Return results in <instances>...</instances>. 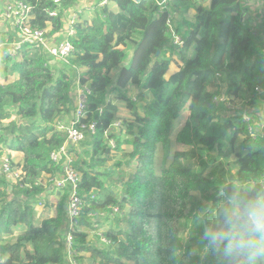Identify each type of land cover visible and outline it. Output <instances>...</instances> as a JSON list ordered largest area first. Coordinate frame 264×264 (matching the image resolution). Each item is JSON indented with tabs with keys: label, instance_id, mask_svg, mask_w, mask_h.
<instances>
[{
	"label": "trees",
	"instance_id": "trees-1",
	"mask_svg": "<svg viewBox=\"0 0 264 264\" xmlns=\"http://www.w3.org/2000/svg\"><path fill=\"white\" fill-rule=\"evenodd\" d=\"M22 1L31 6V26L42 29L49 22L54 33L63 28V10L79 0ZM114 3L116 10L105 5L92 20H76L69 37L74 51L61 68L25 46L8 58L5 76L17 77L0 83V143L23 153L25 177L13 187L10 201L0 205V264H68L67 192L59 195L54 216L36 224L34 204L42 189L34 182L52 171L49 154L65 139L56 122L74 110L72 66L90 89L85 120L94 124L90 148L74 162L85 201L77 225L91 228L98 213L119 208L113 214L116 224L103 233L109 247L92 246L80 229L74 232L76 254L90 253L100 264H191L194 245L191 236L179 235L183 224L194 225L209 203L214 209L217 192L254 187L264 178V136L249 134L241 111L228 117L218 113L219 107L240 105L252 110L253 120L260 110L264 115V18L255 22L245 0H168L164 11L157 0ZM52 9L57 16H50ZM171 62L178 70L166 77ZM129 86L137 88L139 108L128 98ZM110 98L131 110L133 120L124 123V132L114 129L118 108ZM184 110L187 117L174 132L173 121ZM119 151L136 165L116 193L105 183L111 176L108 162ZM227 156L234 173L213 164ZM0 185H5L3 196L7 183ZM118 222L126 226L118 228ZM20 223L24 229L15 241H6L4 234ZM198 228L191 227L190 234ZM199 250L196 264H214Z\"/></svg>",
	"mask_w": 264,
	"mask_h": 264
},
{
	"label": "built area",
	"instance_id": "built-area-1",
	"mask_svg": "<svg viewBox=\"0 0 264 264\" xmlns=\"http://www.w3.org/2000/svg\"><path fill=\"white\" fill-rule=\"evenodd\" d=\"M97 0H79L76 4V8L72 11L66 8L62 12V21L64 29L62 28L61 36H65L63 41H58L54 46H48L47 36L49 31L46 33L45 28H35L30 24L31 19V6L22 0L4 1L0 0V22L7 23L12 22L16 27L19 36L17 37V42L15 48L11 45H7L0 38V60L2 57H8L10 59L18 55L22 48H40L47 51L51 59L50 61L57 60L61 64L68 63V59L74 51V46L69 40V37L74 35L73 25L76 20L81 18L82 11L87 8L93 9L96 5L97 7H104L110 2L115 0H98V2L92 7L91 3ZM168 0H157V4L160 6V10L164 11L168 9ZM55 4H59V0H54ZM50 16H57V10H49ZM65 17V18H64ZM79 18V19H78ZM172 23V18L168 15L167 24L170 26ZM174 41L176 43L180 42L179 37H175ZM16 53V54H14ZM71 68L74 72L73 81L74 85L72 88L73 95V106L74 110L69 117L71 119L59 120L56 122L57 128L65 134L64 142L55 150L50 153V160L53 163L54 170L47 174H42L34 186H39L42 189L39 197L44 194V192L56 191L62 192L66 190L67 201H66V223L64 224V235L63 243L65 246V256L68 264H84L74 251V232L79 229L77 225V219L80 217L85 201L83 197L79 194V181L80 172L74 166L76 157L72 151L71 146L77 145L86 140L89 134L94 132V124L88 123L86 119V109H87V96L90 94V89L86 85L80 83L81 72L75 66ZM257 91H261L259 87H255ZM74 90V94H73ZM221 101L225 100V96L221 95L219 98ZM215 102V99H213ZM230 111H241L242 118L247 124V130L253 137L256 135V128H254L253 120L249 114L252 110L248 107L238 108L237 105H228ZM264 116V115H263ZM262 127L264 128V117ZM118 123L115 121L113 126L115 127ZM110 144L113 146V141L110 140ZM10 150L0 143V181L3 180L7 183L5 188L8 193L13 192V187L20 185V182L25 177V172L22 168V162L16 161L10 154ZM264 183V178L259 181V184ZM2 187V185H0ZM4 188V187H3ZM48 193V194H49ZM20 195V194H19ZM14 196V194H13ZM24 198L22 195H20ZM94 195H92V198ZM10 201V200H9ZM2 202L0 201V205ZM44 205L43 199H38L36 207H42ZM111 212L102 211L98 213L100 217L109 215L113 216L114 213L119 212V208L116 206H109ZM100 240L104 245H109V238L105 237L103 233H100Z\"/></svg>",
	"mask_w": 264,
	"mask_h": 264
},
{
	"label": "rangeland",
	"instance_id": "rangeland-1",
	"mask_svg": "<svg viewBox=\"0 0 264 264\" xmlns=\"http://www.w3.org/2000/svg\"><path fill=\"white\" fill-rule=\"evenodd\" d=\"M4 1H13V0H4ZM98 2L97 1H93L91 3V6L93 7L96 3ZM112 3V2H110ZM95 8H93V12H90V14H87L85 16H82L80 19H87V20H92V18H95V10H96V5L94 6ZM70 10H74L76 8V4H73V5H70L68 7ZM87 10H91V8H87ZM189 15V17H191L193 14L192 12H189L187 14V16ZM65 18V17H64ZM173 24V22H172ZM63 29H64V26H63ZM45 30H46V33L50 30L51 31V26H50V23L47 22L46 23V27H45ZM63 31V30H62ZM62 31H59V32H54V33H50V35H46L47 36V40L46 42H48V46H54L56 44V39L57 37H59L62 33ZM263 31V30H262ZM261 35L264 37V31L261 32ZM16 36H19L18 34V31L16 29V27L12 24V22H8L7 23H3V22H0V38L3 42H5L7 45H11V47H14L16 46V43L17 42V37ZM64 35L62 36V40L64 39ZM60 41V42H61ZM175 42V41H174ZM176 43V42H175ZM180 43V42H178ZM30 48V47H28ZM32 49V48H30ZM30 52H36L38 53L39 55L43 56L45 59L50 60L51 59V56L50 54L43 50V49H40V48H36L34 47L33 50H29ZM16 54V53H14ZM9 59L8 57H2V59L0 60V83H4L5 81H12L13 79H15L17 77V74H9L8 73V76L4 79V72H5V67L6 65L9 66V63H8ZM171 64V63H170ZM173 67V65H172ZM170 73V70H168L166 72V75H168ZM71 74L74 75V72L71 71ZM136 92H137V89L135 90L134 89V86H129L128 88V98H130L131 101H133L134 105H136V107L139 108V103H137V96H136ZM73 94H74V90H73ZM71 97L73 99V95H72V90H71ZM112 97V96H110ZM110 101L112 103H115V105H117L118 107V113H117V123L118 125H116L114 127V129H116L115 131H120L122 130L123 132L125 131L124 130V123L127 124V122H130L133 120V117H132V113H131V110H129L125 104V102L123 101H119V100H111L110 98ZM238 108H241L240 105H237ZM74 107V106H73ZM220 109H218V113L222 116H226L228 117V115L230 114H234L235 111H230V110H225L223 109V107H219ZM73 112V110L71 109V111L69 112V115H71V113ZM73 117V116H72ZM72 117H69L67 116L65 118V123L67 120L71 119ZM187 117V111L184 110L182 113H180L179 117L177 119H175L173 121V127H174V132H176L181 126L182 124L184 123L185 121V118ZM257 119H255V122H256V133L257 134H261L264 136V128L262 127V123H263V117L264 116H261V110L259 111V117L256 116ZM60 122V121H59ZM90 143H87V138L84 142L80 143V144H77V145H72L71 148H72V151L76 157V160L81 156L83 155V152L85 149H87L88 147L90 148L91 144L89 145ZM175 145L173 144L172 147H171V150L174 147ZM130 148H125V152L126 151H129ZM124 151H119V152H114L112 153V156H111V159L109 160L108 162V167H109V171L111 173V176L108 178V180L106 181V185H109L110 188L115 191L116 193H120L121 192V189H122V186L123 184L125 183V181L135 172V159L134 158H131L129 156H126L125 154L123 155ZM215 155H217V153H214ZM50 156V154H49ZM232 158L230 156H227V157H218V159L216 161H214L213 164L219 166V164L221 163L222 165V170H225L226 172H233L235 171V165L233 166L230 162H232ZM162 158H161V163H162ZM230 163V164H228ZM159 166H161L160 164V160L158 162ZM157 168H159L157 166ZM211 168V167H210ZM218 169V168H217ZM231 169V170H229ZM54 170V167L52 169V171ZM209 170V169H208ZM206 171V172H209V171ZM51 171V172H52ZM224 171V172H225ZM50 173V172H48ZM44 174H47V173H44ZM43 174V175H44ZM102 180L104 181L105 180V177L104 176H101ZM5 185H2V187H4ZM48 193L49 192H44V194H42L39 199H43L44 200V203L46 202V198L48 197ZM13 197V192H10L8 193L6 191L5 195L3 196H0V201L1 202H7L9 201L11 198ZM210 204V203H209ZM122 215H120L119 217H121ZM121 219V218H119ZM199 220H200V216H199ZM199 220H197L195 222V224L193 225L192 224V221H188V222H185L182 226V228L180 229V232H179V235L184 237L185 239H189L191 240V243L194 245L193 246V249H199V245L197 243L198 241V236H199ZM92 226L91 228H88L86 229L87 231V242L89 244H91L92 246L96 247L97 249L99 250H103V249H107V245H104L102 243L101 240L98 239L97 237V234L96 232L97 231H100L102 233H104V231H106L111 225H115L116 222L114 221V216L112 217H105V218H100V219H96L95 221L93 220L92 221ZM97 224V227H95V225ZM118 225L119 227L118 228H124L126 226V223L125 222H118ZM198 228V232H193L192 234H190V228ZM7 234V233H6ZM7 235H5L6 237ZM4 237V239H5ZM7 241H8V238H7ZM109 246V245H108ZM200 254V250H197V251H193L192 250V254H191V258H190V263L191 264H196V260H197V257L199 256ZM79 258L83 261L84 264H100L99 263V257H92L90 255V253H79L78 254ZM128 264H132L131 262H128Z\"/></svg>",
	"mask_w": 264,
	"mask_h": 264
},
{
	"label": "clouds",
	"instance_id": "clouds-1",
	"mask_svg": "<svg viewBox=\"0 0 264 264\" xmlns=\"http://www.w3.org/2000/svg\"><path fill=\"white\" fill-rule=\"evenodd\" d=\"M216 201L201 210L199 249L214 264H264V183L217 192Z\"/></svg>",
	"mask_w": 264,
	"mask_h": 264
},
{
	"label": "crops",
	"instance_id": "crops-1",
	"mask_svg": "<svg viewBox=\"0 0 264 264\" xmlns=\"http://www.w3.org/2000/svg\"><path fill=\"white\" fill-rule=\"evenodd\" d=\"M245 3L250 8L251 14H252L255 22H258V21H260V20H262L264 18V0H245ZM108 5L113 10L117 9V7H116L114 2L109 3ZM97 8L98 7H96V9ZM90 12H93V9H91V10L84 9L82 11L81 17L85 16L87 14H90ZM61 39H62V36L60 35L59 37H57L56 42L60 41ZM51 63L53 65L52 67L54 69H59V68L62 67V64L59 61H57V60L56 61L53 60ZM172 65H173V67H172ZM168 70H170V73L168 75H166V77H168L169 75H171L172 73H174V72H176L178 70V64L174 63V62H171V64L168 67ZM80 72H81V70H80ZM5 78H6V76L4 74V79ZM72 78H73V75H72ZM134 89L136 90L137 88L134 86ZM117 113H118V111H117ZM68 116H70V115H68ZM10 154L13 156V158L16 161H21L22 162L23 153L21 151L10 150ZM60 194H61V192L50 191V193L48 194V197L46 198V202L44 203V205L42 207H36V204H34V212H35L34 221H35L36 224L41 223V221L43 219H45V218H49V217L54 216L55 208H56L55 206H56V203H57V201L59 199V195ZM98 217L103 219V217H100V216H98ZM92 220L95 221V219H92ZM95 227H97V224L95 225ZM11 229H12V232L4 234V237H5V235H7L5 237V240L7 241V238H8V242H14L15 241L17 234H19L24 229V225L20 223V224H17L15 226H13ZM79 229H82L83 231L87 232L86 229L83 228V227H80ZM100 233H102V232H100V231L96 232L97 237H98L99 240H100V236H99ZM107 247H109V246H107ZM80 253H85V252H80ZM78 254L79 253H77V257H78Z\"/></svg>",
	"mask_w": 264,
	"mask_h": 264
}]
</instances>
